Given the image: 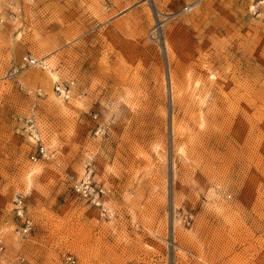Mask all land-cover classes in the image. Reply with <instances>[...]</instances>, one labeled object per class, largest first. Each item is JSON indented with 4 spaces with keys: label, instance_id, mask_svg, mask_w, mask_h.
<instances>
[{
    "label": "rangeland",
    "instance_id": "374dc122",
    "mask_svg": "<svg viewBox=\"0 0 264 264\" xmlns=\"http://www.w3.org/2000/svg\"><path fill=\"white\" fill-rule=\"evenodd\" d=\"M193 2L0 0V264H264V0Z\"/></svg>",
    "mask_w": 264,
    "mask_h": 264
},
{
    "label": "built area",
    "instance_id": "2783aa9c",
    "mask_svg": "<svg viewBox=\"0 0 264 264\" xmlns=\"http://www.w3.org/2000/svg\"><path fill=\"white\" fill-rule=\"evenodd\" d=\"M199 2V0H194V2ZM193 2V3H194ZM197 2V3H198ZM23 61L24 63L28 64V65H32L34 64V62H36L37 60L36 59H33L29 56H23ZM57 91H59V93H62L61 90L65 93L67 90L65 88L63 89H60L59 87H56ZM63 93V94H64ZM65 95V94H64ZM41 142V141H40ZM46 154V150H45V147L42 143H39V146H38V154L37 155H31L29 158L30 160H36L38 158V156H44ZM89 186L87 185V183H83V184H80L78 188L79 189H85V191L87 190ZM97 192L96 195H94L93 197V200H95L97 198V195H98V192L103 194L104 193V190L103 188H98V191H95ZM14 204H13V210H14V213H15V216L16 217H19L21 219V233L22 234H27L30 230V222L27 218H24L23 214H22V199L19 195H17L14 200H13ZM96 205H99V202L98 200L95 202ZM2 250H3V246L0 244V255L2 253ZM20 261H22L21 258H19Z\"/></svg>",
    "mask_w": 264,
    "mask_h": 264
},
{
    "label": "bare ground",
    "instance_id": "6f19581e",
    "mask_svg": "<svg viewBox=\"0 0 264 264\" xmlns=\"http://www.w3.org/2000/svg\"><path fill=\"white\" fill-rule=\"evenodd\" d=\"M192 5H193V6H192L191 8L193 9V7H194L195 4H192ZM196 6H197V5H196ZM188 8H189V7H188ZM34 64H36V63H34ZM45 69H46V68H45ZM56 81H57V77L54 76L52 73L49 72V73H48V82L52 84V83H54V82H56ZM56 90H57V89H56ZM61 92L64 93L62 90H61ZM64 94H65V93H64ZM56 95H57V94H56ZM58 97H59V99L56 98L55 95H51V100H52L56 105L60 104V101H61V100H60L61 97H60V96H58ZM61 99H62V98H61ZM62 100H63V99H62ZM31 132H32V131H31ZM39 132H40V131H39ZM27 139L30 140V141H32V140H31L32 137H29V136H28ZM49 158H50V157H49ZM108 209H109V208H108Z\"/></svg>",
    "mask_w": 264,
    "mask_h": 264
}]
</instances>
